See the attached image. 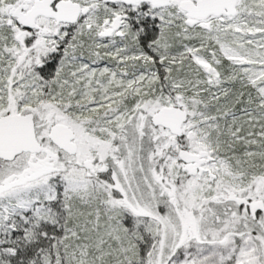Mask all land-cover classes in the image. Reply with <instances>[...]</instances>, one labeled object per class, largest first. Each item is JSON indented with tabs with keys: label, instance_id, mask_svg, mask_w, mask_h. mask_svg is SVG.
I'll use <instances>...</instances> for the list:
<instances>
[{
	"label": "snow or ice",
	"instance_id": "1",
	"mask_svg": "<svg viewBox=\"0 0 264 264\" xmlns=\"http://www.w3.org/2000/svg\"><path fill=\"white\" fill-rule=\"evenodd\" d=\"M0 264H264V0H0Z\"/></svg>",
	"mask_w": 264,
	"mask_h": 264
}]
</instances>
